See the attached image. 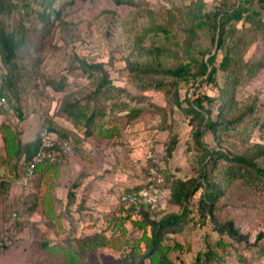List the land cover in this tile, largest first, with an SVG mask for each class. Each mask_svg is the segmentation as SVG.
<instances>
[{
	"label": "rangeland",
	"instance_id": "obj_1",
	"mask_svg": "<svg viewBox=\"0 0 264 264\" xmlns=\"http://www.w3.org/2000/svg\"><path fill=\"white\" fill-rule=\"evenodd\" d=\"M4 1L0 28L23 42L13 65L0 57V88L8 104L0 123L26 143L43 118L70 139L74 153L56 170L35 172L23 182L24 157L4 159L0 140V264H48L43 245L56 244L79 252L72 264H148L137 208L130 210L121 195L142 185L150 172L160 182L149 217L181 212L170 191L174 180L199 175L195 122L182 111L186 98L197 94L213 98L203 101L210 120L230 122L214 134L206 130L202 144L228 156L257 153L254 161L264 168V9L257 0L247 1L240 19L225 25L221 47L211 29L213 13L229 11L238 0ZM232 42L244 74L228 86L218 61ZM209 54L215 55L216 72L213 81L202 82L195 72ZM132 62L157 66L154 76L164 77L160 87H142L128 70ZM186 63L187 80L161 71ZM100 70L107 76L98 86ZM5 76L9 87H2ZM225 165L218 160L208 177L220 180ZM201 191L186 202L188 221L161 238L173 264H202L196 257L208 248L221 256L218 264H264V237H257L264 234V187L241 179L221 185L215 223L231 221L236 239L219 235L209 221L192 223Z\"/></svg>",
	"mask_w": 264,
	"mask_h": 264
},
{
	"label": "trees",
	"instance_id": "obj_2",
	"mask_svg": "<svg viewBox=\"0 0 264 264\" xmlns=\"http://www.w3.org/2000/svg\"><path fill=\"white\" fill-rule=\"evenodd\" d=\"M118 1V0H115ZM247 1L250 0H238V5L232 7L229 11L223 10L220 13H213L214 18L211 21V29L213 31V37L216 40V46H223V31L226 24L230 22V20H239L240 11L243 6H246ZM260 6L264 9V0H257ZM4 0H0V11L2 7L5 5ZM7 5V4H6ZM242 5V6H241ZM43 15V14H40ZM160 27V26H159ZM162 30V28H159ZM164 32V29L162 30ZM23 39L21 36L16 37L14 34L10 32H6L4 29L0 28V57L4 64H8L11 61V65H13V61L16 57V49L22 45ZM227 47L226 52L223 54L222 58L218 61V68L221 71H227L225 74L224 83L228 86H231L233 83L237 81V78L244 74L243 66L240 64L237 56L235 55L234 47L236 44L233 42L230 45H225ZM156 54L160 52V49H154ZM160 54V53H159ZM215 55L209 54L206 59H203L197 65L196 74L201 75L203 77L200 81L202 82H210L213 81L214 74L216 72V66L214 65ZM180 65V64H179ZM177 65L173 69H162V72L170 75L172 78L176 79H188V68L190 67V63ZM254 65V64H253ZM250 65L246 69V73L252 69ZM90 68H93L94 65H87ZM258 65L256 64V67ZM100 69V68H99ZM128 70L131 73H134L135 80L141 82L142 87L148 85L158 86L163 83L164 77L154 76L155 72L159 71L157 66H153L150 63L138 64L137 62H132L128 64ZM102 76L99 81V85H103L106 83L105 71L100 70ZM192 76H195L191 74ZM108 82V80H107ZM2 87L10 85V78L5 76L1 80ZM201 82L198 84L200 85ZM197 85V86H198ZM4 87V88H6ZM160 87V86H158ZM226 89V88H225ZM224 90H220L221 93L226 94L227 92ZM0 96L5 97L6 104L4 107L0 108L4 110L7 107V98L4 94L3 89L0 88ZM212 97H209L204 94H197L191 100L186 98V107L182 108V111L189 115L190 120L195 122V127L192 130V138L195 146L199 147L201 150V154L199 156L200 167H199V175L197 178H186V179H176L173 181L170 191V201L178 206H181L180 213H170L160 217L155 220L149 217L147 213L149 209V204L145 203H131L129 204V209L133 210L137 208L136 213L140 217V220H136L135 224L142 230L140 235V239L147 247L148 251L145 254V257L148 259V264H173V262L168 258L167 253L170 248L168 246H163L161 244L162 236H165L167 233L175 232L179 230L181 224L185 221H188V215L191 212L189 206L186 205L187 200L197 191L198 189H202L196 203V210L193 216L190 217L192 223H197L198 225L203 224V221H209L213 229L218 232L219 235L225 234L228 237L236 239L237 234L235 229L232 226L231 221L226 220L222 223H215L214 215H213V207L215 201L219 198L221 194V185L229 184L232 180L241 179L243 183L248 185L260 186L264 187V168L255 163L254 159L258 156L257 153H245L240 155L228 156L225 153L220 151H212L207 148L201 142V137L206 130L211 131L213 134L222 128H226L227 124L230 122H226L223 125L221 123H216L209 119V110L204 107L203 101H211ZM180 106V103H178ZM74 111V110H73ZM73 111H70L73 113ZM75 113V112H74ZM93 114H91L92 116ZM49 130L54 131L49 126H47ZM55 132V131H54ZM56 133V132H55ZM58 134V133H56ZM60 134V135H59ZM59 137L67 138L65 134L59 133ZM69 139V138H67ZM0 140L2 143V148L4 150V159L13 158L15 161H18L21 156L24 158V162H30L33 155L35 154L38 148V138L37 135L33 138L32 141L22 143L17 140L16 134L12 130L9 124L5 122L0 123ZM70 140V139H69ZM175 138L171 139L168 146L166 147V155L169 156L173 151L175 146ZM261 155V153H259ZM218 160L225 161L226 165L219 169L220 175L222 178L220 180L214 181L212 178L208 177L211 169H216V164ZM61 163H49L47 161L39 162L35 165V172H45L46 170H56V168ZM24 168V167H23ZM21 170V174L23 171ZM220 182V183H219ZM154 184L155 181L153 180ZM141 185L133 187L131 189H127L123 194L130 192L131 190L138 189ZM68 195H71L70 193ZM122 196V195H121ZM42 198L41 200H43ZM123 202H126L122 200ZM43 205V204H42ZM46 206V205H44ZM49 213L47 208L44 209V213ZM196 215V219L194 218ZM148 228L149 235L145 233V229ZM258 238L264 237V234H259ZM89 243H94V239H89ZM104 243V242H99ZM77 246L79 248H83V245L77 242ZM43 248L50 255L48 256V264H72L76 259L79 252L76 249L69 245H54V247H48L43 245ZM59 259V260H58ZM197 261H201L202 264H218L221 261V256L217 254L216 251L208 248L201 253V256L196 257Z\"/></svg>",
	"mask_w": 264,
	"mask_h": 264
},
{
	"label": "built area",
	"instance_id": "obj_3",
	"mask_svg": "<svg viewBox=\"0 0 264 264\" xmlns=\"http://www.w3.org/2000/svg\"><path fill=\"white\" fill-rule=\"evenodd\" d=\"M5 104V97L0 96V108L4 107ZM36 135L38 138V148L30 162L26 163L23 168L21 174L23 182L32 178L37 163L42 161L56 164L62 163L74 153L72 142L67 138L59 137L54 131L49 130L43 118L40 121ZM153 180L155 181L154 184L152 183ZM159 182V178L148 172L143 184L138 189L122 194L121 199L126 202L150 205L153 197L152 193L153 191L155 192V188Z\"/></svg>",
	"mask_w": 264,
	"mask_h": 264
},
{
	"label": "clouds",
	"instance_id": "obj_4",
	"mask_svg": "<svg viewBox=\"0 0 264 264\" xmlns=\"http://www.w3.org/2000/svg\"><path fill=\"white\" fill-rule=\"evenodd\" d=\"M63 163V162H62Z\"/></svg>",
	"mask_w": 264,
	"mask_h": 264
}]
</instances>
